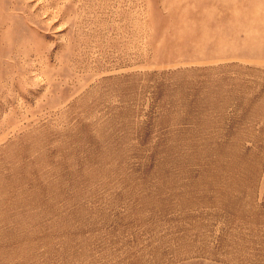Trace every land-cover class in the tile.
<instances>
[{
  "label": "rangeland",
  "instance_id": "rangeland-1",
  "mask_svg": "<svg viewBox=\"0 0 264 264\" xmlns=\"http://www.w3.org/2000/svg\"><path fill=\"white\" fill-rule=\"evenodd\" d=\"M0 264H264V0H0Z\"/></svg>",
  "mask_w": 264,
  "mask_h": 264
}]
</instances>
